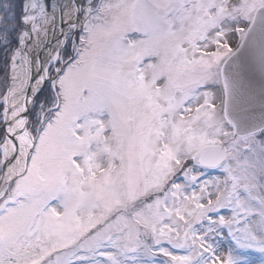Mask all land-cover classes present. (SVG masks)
Listing matches in <instances>:
<instances>
[{"label": "snow or ice", "instance_id": "1", "mask_svg": "<svg viewBox=\"0 0 264 264\" xmlns=\"http://www.w3.org/2000/svg\"><path fill=\"white\" fill-rule=\"evenodd\" d=\"M0 51V264H264V0H0Z\"/></svg>", "mask_w": 264, "mask_h": 264}, {"label": "rangeland", "instance_id": "2", "mask_svg": "<svg viewBox=\"0 0 264 264\" xmlns=\"http://www.w3.org/2000/svg\"><path fill=\"white\" fill-rule=\"evenodd\" d=\"M5 77H4V74H3V69H2V72L0 74V90H3L4 87H5ZM213 175L215 174V172L212 173ZM229 244H230V241L229 240H226V239H223L221 238V241H220V250L223 252V251H226L227 248L229 247ZM253 261H254V264H260V259H259V254L258 253H255L253 252L251 254V257H250Z\"/></svg>", "mask_w": 264, "mask_h": 264}, {"label": "trees", "instance_id": "3", "mask_svg": "<svg viewBox=\"0 0 264 264\" xmlns=\"http://www.w3.org/2000/svg\"><path fill=\"white\" fill-rule=\"evenodd\" d=\"M13 2L17 5V11H18L19 6L21 4V0H13ZM2 69H3V74L5 77V75H6V58H5L3 51H0V74L2 72Z\"/></svg>", "mask_w": 264, "mask_h": 264}]
</instances>
